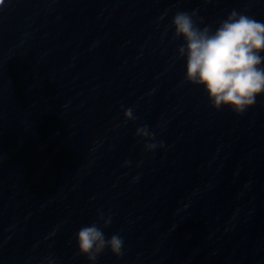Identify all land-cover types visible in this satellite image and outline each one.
Listing matches in <instances>:
<instances>
[{
  "label": "water",
  "instance_id": "obj_1",
  "mask_svg": "<svg viewBox=\"0 0 264 264\" xmlns=\"http://www.w3.org/2000/svg\"><path fill=\"white\" fill-rule=\"evenodd\" d=\"M232 10L264 21V0H5L0 264H91L77 233L98 211L124 254L95 264H264V95L214 109L171 26Z\"/></svg>",
  "mask_w": 264,
  "mask_h": 264
},
{
  "label": "clouds",
  "instance_id": "obj_2",
  "mask_svg": "<svg viewBox=\"0 0 264 264\" xmlns=\"http://www.w3.org/2000/svg\"><path fill=\"white\" fill-rule=\"evenodd\" d=\"M4 3L5 0H0V6ZM171 26L175 29L174 39L184 40L177 58L186 59L185 81L203 86L214 109L230 107L241 115L256 104L258 96L264 95V55H261L264 21L232 10L213 32L208 26H198L195 11H177ZM123 112L125 121L135 120L131 107ZM135 136L145 141L143 147L147 152L157 148L166 150L165 143L157 141L156 133L147 125L138 127ZM130 163L125 161V166ZM101 221L103 228H107L112 222L111 215L106 219L98 211L97 220L77 233L78 252L91 264H95L105 249H110L116 257L124 254L123 237L116 233L106 238L99 226Z\"/></svg>",
  "mask_w": 264,
  "mask_h": 264
}]
</instances>
